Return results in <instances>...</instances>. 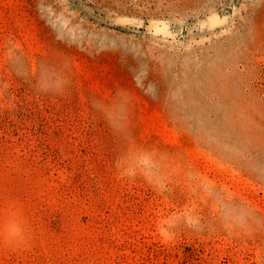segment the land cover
<instances>
[{
	"label": "rangeland",
	"instance_id": "obj_1",
	"mask_svg": "<svg viewBox=\"0 0 264 264\" xmlns=\"http://www.w3.org/2000/svg\"><path fill=\"white\" fill-rule=\"evenodd\" d=\"M0 264H264V0H0Z\"/></svg>",
	"mask_w": 264,
	"mask_h": 264
},
{
	"label": "trees",
	"instance_id": "obj_2",
	"mask_svg": "<svg viewBox=\"0 0 264 264\" xmlns=\"http://www.w3.org/2000/svg\"><path fill=\"white\" fill-rule=\"evenodd\" d=\"M76 3V2H75Z\"/></svg>",
	"mask_w": 264,
	"mask_h": 264
}]
</instances>
